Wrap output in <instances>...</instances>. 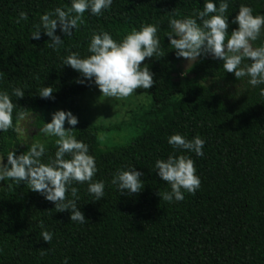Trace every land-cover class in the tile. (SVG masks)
Returning <instances> with one entry per match:
<instances>
[{
    "label": "trees",
    "instance_id": "trees-1",
    "mask_svg": "<svg viewBox=\"0 0 264 264\" xmlns=\"http://www.w3.org/2000/svg\"><path fill=\"white\" fill-rule=\"evenodd\" d=\"M203 3L113 0L102 15L85 12L84 23L73 29L71 37L57 28L55 34L64 44L53 51L46 46L49 37L41 33L40 39H31L30 32L40 15L68 7L70 0H0V89L25 91L22 98L13 97L18 105L13 114L17 129V110L36 115L96 87L77 83L80 74L62 64L71 52L87 54L93 31L104 29L119 40L142 24H159L165 48V56L141 62L154 73L155 83L148 89L153 105L141 134L130 145L102 148L98 133L108 128L86 122L75 126L74 135L88 144L95 157L93 180L105 181L99 201L87 193V182L73 183L84 223L70 221L69 211L56 212L52 202L24 183L9 187L11 182L3 181L0 264H62L66 258L68 264H264V98L258 91L264 85L252 87L246 78L236 80L223 70L222 62L211 58L199 60L182 76L183 58H176L165 37L173 11L175 18L195 16ZM240 4L264 15V0H229V31L237 27L231 20ZM20 11L27 13L28 20L17 24ZM43 86L53 87L54 99L39 97ZM176 132L188 139L199 135L205 144L203 156L183 152L194 160L199 189L169 203L158 195L170 188L156 174L154 162L173 153L167 138ZM54 139L44 140L43 162L54 156ZM27 148L21 145L18 131L0 132L1 158L10 150L20 154ZM128 166L143 173L144 188L120 195L110 181L117 169ZM41 223L53 233L48 243L40 236Z\"/></svg>",
    "mask_w": 264,
    "mask_h": 264
},
{
    "label": "clouds",
    "instance_id": "clouds-1",
    "mask_svg": "<svg viewBox=\"0 0 264 264\" xmlns=\"http://www.w3.org/2000/svg\"><path fill=\"white\" fill-rule=\"evenodd\" d=\"M113 4V0H70L68 7H55L45 11L34 23L30 32L31 39H40L41 33L50 38L46 46L53 51L63 46L64 40L55 34L57 28L66 38L73 35V29L84 23V14L102 15ZM229 0H204L201 10L195 16L175 18V11L168 19L165 37L169 47L175 51L176 58L186 60L187 68L201 59L211 58L222 62L223 70L233 73L236 80L246 78L248 85H264V15L253 14L252 7L240 4L231 24L237 25L229 31ZM28 15L20 11L15 18L19 24L27 21ZM159 24H142L133 28L119 40L104 29L93 31L87 44L86 55L71 52L63 58L62 64L80 74L77 83L85 86L94 84L100 93L108 98L122 99L132 95L137 89L153 87L154 73L146 58L165 56L158 35ZM259 41V44L256 42ZM249 61L242 63L243 61ZM182 72L181 75H185ZM53 87H42L38 95L45 99H54ZM259 96L264 98V87L259 88ZM25 91L12 87L11 92L0 89V132L9 129L19 131L14 124V109L18 105L13 101L22 98ZM20 108V107H19ZM22 109V108H21ZM25 111L17 110V122L25 118ZM78 117L70 110H56L51 114L50 122L44 123L39 133L54 137V156L47 157L46 144L36 141L20 154L10 150L5 158L0 159V181L9 180L12 184L24 183L29 190L39 193L45 200L54 204L56 212L69 211L70 221L84 223L85 215L78 207L80 196L73 183L87 182L86 191L94 201H99L105 194V181L93 180L97 172L95 157L90 154L89 146L74 135ZM65 123L69 126L65 128ZM173 153L154 162L156 174L168 184L170 191L158 195L163 201L172 203L184 199L185 193L194 194L200 187L201 180L194 166V160L183 152L203 156L205 140L199 135L188 139L176 132L167 138ZM69 158H65V157ZM143 173L135 166L121 167L113 173L110 181L120 195L137 194L144 188L141 179ZM66 193L68 194L66 196ZM40 236L49 242L53 233L40 225ZM43 254V253H41ZM62 264H68L67 258Z\"/></svg>",
    "mask_w": 264,
    "mask_h": 264
},
{
    "label": "rangeland",
    "instance_id": "rangeland-1",
    "mask_svg": "<svg viewBox=\"0 0 264 264\" xmlns=\"http://www.w3.org/2000/svg\"><path fill=\"white\" fill-rule=\"evenodd\" d=\"M187 61L182 60L180 70L187 71ZM143 65V64H142ZM153 98L149 90L137 89L127 98L115 99L103 96L97 87L88 89L82 95L54 107H45L36 115L28 114L18 123V133L22 146L36 141L44 142L48 137L39 133L44 123L50 122L51 114L56 110H70L79 122L112 130H101L98 138L102 148L126 147L142 132L144 121L149 119ZM41 120V123L38 121ZM42 125V126H40ZM68 125L65 123V128ZM0 159L1 155H0ZM3 181H0V188Z\"/></svg>",
    "mask_w": 264,
    "mask_h": 264
}]
</instances>
